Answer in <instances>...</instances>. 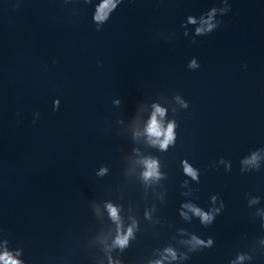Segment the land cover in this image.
<instances>
[{
	"label": "water",
	"instance_id": "water-1",
	"mask_svg": "<svg viewBox=\"0 0 264 264\" xmlns=\"http://www.w3.org/2000/svg\"><path fill=\"white\" fill-rule=\"evenodd\" d=\"M113 2L0 0V257L264 264V0Z\"/></svg>",
	"mask_w": 264,
	"mask_h": 264
},
{
	"label": "clouds",
	"instance_id": "clouds-1",
	"mask_svg": "<svg viewBox=\"0 0 264 264\" xmlns=\"http://www.w3.org/2000/svg\"><path fill=\"white\" fill-rule=\"evenodd\" d=\"M120 2H122V0H120ZM116 6H117L116 2H113V0H105V7L106 8L115 9ZM212 27H213V25L209 24L207 30L210 31ZM200 31H201L200 29L197 30L198 33ZM156 113L161 115V116L163 115L162 110L158 109V108L156 109ZM172 129H173V125L170 124L166 130H161L160 125L157 122V120L155 119V115H154L151 122H150V127L148 128V132L150 135L155 136L157 138H160L161 136H163L164 139L161 140V142H160V148L162 150H166L168 144L174 139ZM144 166H145V171L143 173V177L146 180L158 176L156 161L145 160ZM184 171L192 179H196V173H195V171H193V169L191 167L185 165ZM108 209H109V214H110L111 218L114 221L118 220L117 210L115 208H113L111 205L108 206ZM191 210L194 212L195 215L200 217V220L202 223L207 224V223L211 222L212 217L209 214L203 213L199 209H191ZM131 235H132V228H129L125 234H123V235L118 234V236L115 240V244L120 248L125 247L128 243V238L131 237ZM193 239L195 240V237H193ZM195 243L200 244L201 241L195 240ZM169 252H170V250H169ZM170 254L174 256L173 253L170 252ZM0 260H5L6 264H7V258L6 257H0ZM12 264H18V262L12 261Z\"/></svg>",
	"mask_w": 264,
	"mask_h": 264
}]
</instances>
